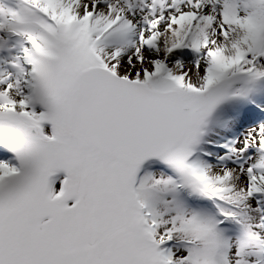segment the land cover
<instances>
[{
    "label": "snow or ice",
    "instance_id": "obj_1",
    "mask_svg": "<svg viewBox=\"0 0 264 264\" xmlns=\"http://www.w3.org/2000/svg\"><path fill=\"white\" fill-rule=\"evenodd\" d=\"M0 264H264V0H0Z\"/></svg>",
    "mask_w": 264,
    "mask_h": 264
}]
</instances>
